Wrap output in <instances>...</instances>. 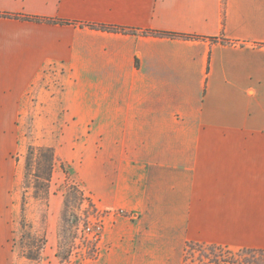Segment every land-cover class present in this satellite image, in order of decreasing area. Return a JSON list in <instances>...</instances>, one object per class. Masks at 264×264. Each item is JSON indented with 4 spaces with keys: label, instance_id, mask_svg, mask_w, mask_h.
<instances>
[{
    "label": "crops",
    "instance_id": "0c3cea01",
    "mask_svg": "<svg viewBox=\"0 0 264 264\" xmlns=\"http://www.w3.org/2000/svg\"><path fill=\"white\" fill-rule=\"evenodd\" d=\"M0 12L13 15L0 16L9 136L36 84L56 159L113 211L80 264H184L187 242L264 249V0H0ZM50 67L64 70L60 107ZM4 163L0 264H19Z\"/></svg>",
    "mask_w": 264,
    "mask_h": 264
},
{
    "label": "rangeland",
    "instance_id": "374dc122",
    "mask_svg": "<svg viewBox=\"0 0 264 264\" xmlns=\"http://www.w3.org/2000/svg\"><path fill=\"white\" fill-rule=\"evenodd\" d=\"M63 72L62 68L50 67L45 70L48 77L43 79L45 88L59 95V107ZM35 87L36 84L31 87L29 108L22 110L20 121L16 120L10 136L4 126V111L0 109V187L4 180L2 168L9 159L14 165L10 199L18 261L19 264H44L51 256H56L62 263L80 264L82 258L95 255L103 240L98 243L89 240L84 227L103 215L105 228L106 218L113 211L98 212L64 162L55 159L50 171L43 151L37 149L53 147L49 126L39 125L40 115L46 111L38 109L40 102ZM58 132L57 128L53 133ZM1 199L0 195V202ZM2 208L0 206V213ZM117 213L122 214V211ZM184 248V264H250L249 253L242 249L196 242H187Z\"/></svg>",
    "mask_w": 264,
    "mask_h": 264
},
{
    "label": "trees",
    "instance_id": "16d2710c",
    "mask_svg": "<svg viewBox=\"0 0 264 264\" xmlns=\"http://www.w3.org/2000/svg\"><path fill=\"white\" fill-rule=\"evenodd\" d=\"M0 16H13V15H9L7 13L0 12ZM14 16L22 17L25 19H31V20H40L41 19L39 17L30 16V15H14ZM44 20L51 21V19H44ZM105 28L116 29V27H105ZM37 149H39L41 152L43 151L44 157H46V159L49 162L50 171H51L52 167L54 166L55 159H56L54 150L52 148H43V147H38ZM220 246H222V245H220ZM224 247H226V246H224ZM241 249L245 250L249 253L250 257L248 259V262L250 264H264V249H261V248H241Z\"/></svg>",
    "mask_w": 264,
    "mask_h": 264
},
{
    "label": "built area",
    "instance_id": "2783aa9c",
    "mask_svg": "<svg viewBox=\"0 0 264 264\" xmlns=\"http://www.w3.org/2000/svg\"><path fill=\"white\" fill-rule=\"evenodd\" d=\"M123 212V211H122ZM104 216L101 215L97 221L92 223H88L86 227H84V234L85 236L95 242H99L103 238V231H104Z\"/></svg>",
    "mask_w": 264,
    "mask_h": 264
}]
</instances>
